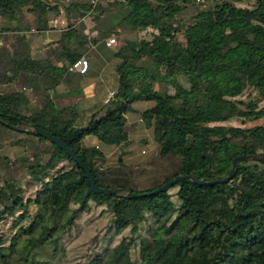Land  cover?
<instances>
[{
	"label": "trees",
	"instance_id": "1",
	"mask_svg": "<svg viewBox=\"0 0 264 264\" xmlns=\"http://www.w3.org/2000/svg\"><path fill=\"white\" fill-rule=\"evenodd\" d=\"M72 2L0 0V19L26 29L48 30L61 10L69 14L67 30L40 56L24 34L0 47V226L12 219L0 231V264H264V162H239L223 184L187 178L140 199L97 194L72 156L31 131L37 125L64 141L98 186L138 194L182 175L223 179L236 157H264V124L247 126L264 117V0ZM118 10L126 13L115 25L85 31L87 16ZM116 35L119 44L108 48ZM81 58L99 61L98 71L107 60L118 73L113 98L87 121L80 107L91 67L70 70ZM144 101L154 104L135 107ZM139 115L155 135L156 166L129 165L122 153L109 162L100 145L116 136L111 145L126 148L138 125L129 118ZM88 136L100 144L84 146ZM5 146L23 153L13 158ZM37 185L26 200V187ZM94 212L103 226L70 247Z\"/></svg>",
	"mask_w": 264,
	"mask_h": 264
},
{
	"label": "rangeland",
	"instance_id": "2",
	"mask_svg": "<svg viewBox=\"0 0 264 264\" xmlns=\"http://www.w3.org/2000/svg\"><path fill=\"white\" fill-rule=\"evenodd\" d=\"M194 12V7L189 6V9L187 11H185V13H193ZM126 13V11L123 10H118L115 11L114 13H109V14H105L103 16H101L100 18H98L97 20L93 19L91 16L89 19H87L86 21H84V24L86 25V27L88 26V24H93L94 26H92L91 28L94 30L95 28H109L113 25H115V23L117 21H119L124 14ZM184 13V14H185ZM87 29V28H86ZM115 38L117 39V44H119L120 42V38L118 37V35L115 36ZM0 41H2L4 44H6L4 46L3 49H7L8 47V40L6 37H3V35H0ZM3 47V46H2ZM116 47V46H115ZM106 72L108 74L104 75V82L107 83V85L109 87H111L112 89H115L117 87L118 84V73L117 71H115V65L112 66V63L107 67ZM101 75L99 72L93 73L91 76H87L85 79V89L86 90H91V84L94 81H98L100 79ZM93 87V86H92ZM155 88L157 90H164V87L162 85H156ZM250 91H247L242 98L244 99H248L250 98L249 96ZM264 103V101H263ZM263 103H261L260 105L262 106ZM153 102H138L135 107H140V108H146V107H151L153 106ZM103 105V103L96 99V98H91L89 101H86L83 103V105L80 107V114H82L83 116H86L87 118H84L83 121H87V119L92 115L91 113L97 111L98 108H100ZM134 118H136V122H137V126L135 127V129H130L129 131V136L127 138L128 145L126 148H122V147H117V146H112L111 144L114 143H110L113 140L116 139V136H112L111 140H109V142L103 143L102 145H100V147L102 146L104 148V151L106 152V154L108 155V161L111 163H115L119 160V157L121 156L120 154L122 153L125 162L128 163L129 165L132 166H143L145 164H147L148 162L151 163L150 168H153L156 166V163L158 162L157 157H158V153H157V149H158V144L155 141V135L152 132L151 129H149L148 127H145L144 122H142L140 120V115L139 116H134L133 118H129V123L132 125L134 123ZM226 124H233V125H240V122L238 120H231L226 122ZM255 124H264V117L261 119H257V120H253L247 123V126H251V125H255ZM134 128V127H133ZM10 136H13V134L11 133ZM82 143L84 146L87 147H91L92 144H100V139L99 137L96 136H88L86 138H84L82 140ZM3 152L6 154H9V156L15 158V156L17 155H21L23 153L22 149L16 148V149H11L8 146H5L3 148ZM153 159H156L155 161H153ZM63 164H67L66 162ZM40 186L37 185L35 187H26V191L23 195V197L28 200L30 198H34L37 192V189ZM35 208L33 206H31V210H34ZM83 222H86L85 220H87V224H82L83 227L80 230V233L76 235L75 239L72 241V243L70 244V247H77L80 246L81 244H83L85 241H87L88 239H90V237H92V235H94L98 230H100V228L103 226V221L101 219V217L98 216L97 212L92 213L91 215H87L85 216L83 219ZM12 224V219L8 218V220L4 223L1 224L0 226V231H5L8 228H10Z\"/></svg>",
	"mask_w": 264,
	"mask_h": 264
},
{
	"label": "crops",
	"instance_id": "3",
	"mask_svg": "<svg viewBox=\"0 0 264 264\" xmlns=\"http://www.w3.org/2000/svg\"><path fill=\"white\" fill-rule=\"evenodd\" d=\"M61 11H62L61 16L58 19H53L50 21L49 23L50 29L48 30H38L35 27L31 29H26L24 28V23L22 26V23L16 18H13L12 20L0 19V35H3V37H6L8 41H12L14 34L16 33H19L22 35L24 34L27 37L30 43V47L35 53V55L40 56L44 54L43 53L44 47L48 43L53 42L55 39H57L62 31L67 30V26H68L67 17L69 16V14H65L63 10ZM89 18L90 16H87L86 18L83 19V21H86ZM92 26L94 25L88 24V26L86 27L87 29L85 31L89 34L92 33L93 32L91 28ZM16 28H18V30L14 31ZM95 47L96 46H92V49L94 50ZM108 48H113V47H108ZM110 64L111 63L106 60V63L102 65V69L98 71V69L101 67V66L99 67V61H96L95 64L94 62H90V67H91V72H92L90 73V76L93 73L99 72L101 77L98 81H94L91 84L92 89L90 91L85 89V92L88 93V96H87V99L84 100V102L89 101L91 98H96L100 100L103 104H105L110 94L115 93L114 89L109 87L107 83L104 82L105 80L103 78L104 75L108 74L106 72V69ZM112 66H114L113 63H112ZM84 86H86L85 81H84ZM92 146H98V145L92 144Z\"/></svg>",
	"mask_w": 264,
	"mask_h": 264
},
{
	"label": "water",
	"instance_id": "4",
	"mask_svg": "<svg viewBox=\"0 0 264 264\" xmlns=\"http://www.w3.org/2000/svg\"><path fill=\"white\" fill-rule=\"evenodd\" d=\"M21 130V129H20ZM31 131L37 135L43 136L45 138H47L48 140L52 141L53 143H57L60 147H62L66 153L70 156H72L74 158V160L80 164V166L84 169V171L86 172L87 176H89L90 180H91V185H92V189L95 193L99 194V193H103L106 195H114L119 193L120 191L125 193V196L129 197V198H138L140 199L141 197H146V196H151L157 193H160L161 191H165L167 189H169L170 187H172L173 185H175L176 183L182 181V179H191L194 183L203 186V185H216V184H223V183H227L230 180H232L235 175H236V168H237V164L243 160H256V161H260V162H264V157H261L259 155H241L238 156L234 159L233 161V165H232V169L230 171V174L226 177H224L223 179H219V180H212V181H206V180H200L198 178H196L195 176L192 175H182V176H178L175 179L167 182L166 184L162 185L160 188L152 191V192H146V193H134L130 190H125L123 188L120 189H107V188H103L97 185V181H96V177L93 176L90 168L88 166L85 165V163H83V161L81 160V158L79 157V155H76L72 149H70L65 143L64 141H62L59 137L53 135L52 133H50L49 131L35 125L31 127ZM61 166H65V164H61Z\"/></svg>",
	"mask_w": 264,
	"mask_h": 264
},
{
	"label": "built area",
	"instance_id": "5",
	"mask_svg": "<svg viewBox=\"0 0 264 264\" xmlns=\"http://www.w3.org/2000/svg\"><path fill=\"white\" fill-rule=\"evenodd\" d=\"M99 0H91L92 5L94 6ZM190 3L195 4V5H209V4H214L217 3L219 0H188ZM69 3L72 4V0H69ZM117 39L115 37H109L106 40V45L108 47H114L116 46ZM3 45V42L0 41V47ZM89 60L86 58H81L77 60L73 66L70 68L71 71H78L82 74L87 73L88 68H89ZM115 93H111L110 96L108 97L106 103L111 101Z\"/></svg>",
	"mask_w": 264,
	"mask_h": 264
}]
</instances>
